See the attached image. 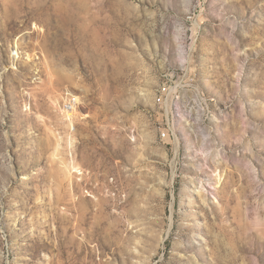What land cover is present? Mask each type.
<instances>
[{
  "label": "rangeland",
  "instance_id": "obj_1",
  "mask_svg": "<svg viewBox=\"0 0 264 264\" xmlns=\"http://www.w3.org/2000/svg\"><path fill=\"white\" fill-rule=\"evenodd\" d=\"M0 264H264V0H0Z\"/></svg>",
  "mask_w": 264,
  "mask_h": 264
}]
</instances>
